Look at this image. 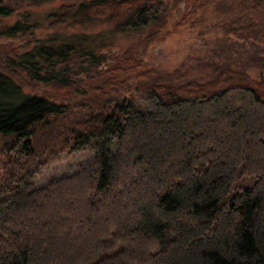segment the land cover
<instances>
[{
  "label": "trees",
  "instance_id": "obj_1",
  "mask_svg": "<svg viewBox=\"0 0 264 264\" xmlns=\"http://www.w3.org/2000/svg\"><path fill=\"white\" fill-rule=\"evenodd\" d=\"M167 1L82 0L51 17L126 33L161 22ZM103 37H53L10 62L64 85L68 72L99 66ZM212 67L151 76L137 86L142 106L107 99L42 143L68 107L0 69V264H264V77ZM85 149L81 168L37 187Z\"/></svg>",
  "mask_w": 264,
  "mask_h": 264
},
{
  "label": "rangeland",
  "instance_id": "obj_2",
  "mask_svg": "<svg viewBox=\"0 0 264 264\" xmlns=\"http://www.w3.org/2000/svg\"><path fill=\"white\" fill-rule=\"evenodd\" d=\"M0 1L11 10L9 15L0 16V69L26 92L68 107L64 116L44 126L40 143L69 131L85 115L99 113L107 99L115 97L142 106L145 91L137 86L154 75L189 78L213 65L211 69L242 70L252 77H264V0H168L161 22L126 33H117L106 22L72 23L51 17L82 0ZM15 25L19 30L9 35L6 29ZM78 33L103 34L96 51L103 60L100 58L99 66L88 71L68 72L69 82L64 85L31 80L28 73L10 62L53 37L58 42L68 41ZM4 143L0 139V154ZM89 157L88 149L69 153L39 177L37 187L76 171Z\"/></svg>",
  "mask_w": 264,
  "mask_h": 264
},
{
  "label": "bare ground",
  "instance_id": "obj_3",
  "mask_svg": "<svg viewBox=\"0 0 264 264\" xmlns=\"http://www.w3.org/2000/svg\"><path fill=\"white\" fill-rule=\"evenodd\" d=\"M48 1V0H47ZM44 2H46V1H44ZM81 34H87V33H81ZM87 35H90V36H93V34H87ZM95 35V34H94ZM97 51V50H96ZM96 53V52H95ZM97 55V54H96Z\"/></svg>",
  "mask_w": 264,
  "mask_h": 264
}]
</instances>
